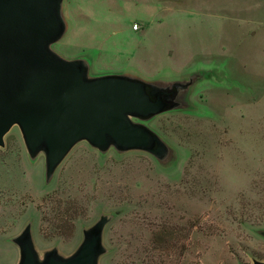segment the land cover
Returning <instances> with one entry per match:
<instances>
[{"label": "rangeland", "instance_id": "rangeland-1", "mask_svg": "<svg viewBox=\"0 0 264 264\" xmlns=\"http://www.w3.org/2000/svg\"><path fill=\"white\" fill-rule=\"evenodd\" d=\"M50 50L88 79L173 92L130 117L156 153L77 142L47 173L14 125L0 146V264L68 259L101 228L98 264L264 263V0H62Z\"/></svg>", "mask_w": 264, "mask_h": 264}, {"label": "water", "instance_id": "water-1", "mask_svg": "<svg viewBox=\"0 0 264 264\" xmlns=\"http://www.w3.org/2000/svg\"><path fill=\"white\" fill-rule=\"evenodd\" d=\"M61 4L62 0H0V146L18 125L32 155L46 150L48 175L81 140L99 149L113 142L121 150L156 153L159 140L130 117L164 111L173 92L154 91L124 76L88 79L82 62L53 53L49 46L65 29ZM100 238L97 225L72 257L62 259L50 252L40 262L26 231L17 240L19 264H98Z\"/></svg>", "mask_w": 264, "mask_h": 264}, {"label": "crops", "instance_id": "crops-1", "mask_svg": "<svg viewBox=\"0 0 264 264\" xmlns=\"http://www.w3.org/2000/svg\"><path fill=\"white\" fill-rule=\"evenodd\" d=\"M110 76H120V75H110ZM124 77H126V76H124ZM128 78V77H127ZM132 79V78H131ZM135 80H138V81H141V82H143V83H146V84H148V85H150V83H147V82H144V81H142V80H140V79H137V78H134Z\"/></svg>", "mask_w": 264, "mask_h": 264}]
</instances>
